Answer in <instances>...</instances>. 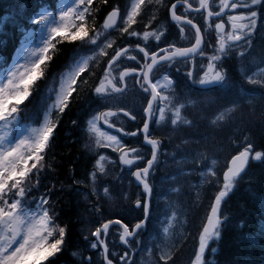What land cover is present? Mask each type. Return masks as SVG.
<instances>
[{"label":"snow or ice","instance_id":"snow-or-ice-1","mask_svg":"<svg viewBox=\"0 0 264 264\" xmlns=\"http://www.w3.org/2000/svg\"><path fill=\"white\" fill-rule=\"evenodd\" d=\"M29 20L46 30L41 46L29 48L24 63L0 80V264H55L69 250L70 227L58 207L66 193L81 197L88 214L89 228L80 232L86 247L72 253L80 264H178L192 234L177 239L176 226L187 224L186 209L203 201L199 192L190 204L170 202L166 191L157 198L155 177L168 161L182 164L181 152L191 157L190 166L178 168L168 187L186 194L180 177L187 182L195 175L212 191L190 258V264H212L207 254L217 252L212 245L229 222L224 204L251 163H264V150H256L234 119L253 106L257 90L264 99V0H63ZM68 45L49 83L52 62ZM235 64L241 65L236 77ZM180 79L232 94L218 96L206 110L204 133L169 151L173 140L166 142L161 128L198 127L185 114L197 101L182 102ZM129 97L136 102L129 104ZM76 105L80 116L72 124L91 167L83 178L72 167L61 179L57 133ZM209 140L232 148L222 165L208 154ZM114 195L127 204V215L107 207ZM137 210L140 215H132ZM154 210L164 226L150 235Z\"/></svg>","mask_w":264,"mask_h":264},{"label":"trees","instance_id":"trees-1","mask_svg":"<svg viewBox=\"0 0 264 264\" xmlns=\"http://www.w3.org/2000/svg\"><path fill=\"white\" fill-rule=\"evenodd\" d=\"M58 0H0V66L13 54L23 37V29L29 28V11L35 12L38 8L48 7L49 10L55 8ZM67 44V42H65ZM71 46L61 48V55L54 58L52 70L49 75L56 72L66 61L64 53L70 52ZM234 77L236 66H233ZM39 83V81H37ZM184 80L180 79L182 86ZM15 103V101H11ZM25 103V102H24ZM23 107V105H21ZM80 116V106H73L63 118L62 126L57 133L56 148L54 152L59 162L58 172L61 179L69 175V169L75 167L79 178H83L85 169H90L89 153L83 148L82 140L79 138V131L75 129L72 120ZM249 122L250 130H246L252 135L255 141L256 150H264V122ZM226 150V145H225ZM228 151L232 148L228 145ZM228 152V153H229ZM223 154V153H222ZM224 157V155H223ZM203 199L212 194L208 185H204ZM209 204V202H208ZM206 206V209L208 207ZM59 208L62 209L61 220L69 224L71 246L55 264H80L72 252L82 251L86 245L81 243L80 223L87 219V212L82 198L75 193H66L61 197ZM224 214L229 216V222L224 226L222 239L218 244H213L217 248L215 254L210 251L207 259L212 264H264V163L253 161L248 169V175L240 181L234 191L230 194L227 202L223 206ZM205 214V213H204ZM191 217L192 220L189 231L192 236L181 245L178 264H186L188 258L193 254L196 246V233L203 215ZM132 215L139 216L137 210ZM242 222H244L242 224ZM84 252V255H90Z\"/></svg>","mask_w":264,"mask_h":264},{"label":"rangeland","instance_id":"rangeland-1","mask_svg":"<svg viewBox=\"0 0 264 264\" xmlns=\"http://www.w3.org/2000/svg\"><path fill=\"white\" fill-rule=\"evenodd\" d=\"M63 0H58L56 3L55 7H58L60 5V3H62ZM67 2H70V0H67ZM23 8V6H22ZM40 10V8H38L35 12H33L32 10L29 11L31 12V14H26V17L29 16H33L36 12H38ZM24 34L23 37L21 38L18 47L16 48V50L13 51V54L6 60V63L0 66V80H4L6 78L7 75V71L6 70H10L12 67L15 66V64L17 62L19 63H24V58L26 55H28V50L29 48H33V47H39L41 46V41L43 39V35L44 32H46V30H41L38 26L32 25L30 23L29 20V28L28 29H23ZM31 33V36L29 39H25V35L27 33ZM259 51V49H258ZM236 74L238 76V69L241 68L240 64H236ZM55 72L51 73L49 75V83H51V76L54 74ZM182 75V74H181ZM190 82H186L184 80V85L177 86V93H183L185 97H187V99L182 100V102L184 103H188L191 100H195L197 101V104L195 106H192L191 104H189L188 110L185 113L189 119H193L197 122L198 127H193V128H184V129H180V130H176L173 131L170 127H166V128H161L159 134L164 136L166 138V142H167V138L171 137L173 140V144L169 147V151L172 150V148L176 145L179 144L181 142V139L185 138V137H196L199 136L200 134L204 133L206 131L205 127H204V123L203 120L205 118V116L208 114V112L206 110H211V108L214 106V100L215 98H217L218 96H222V95H231L232 94V90L225 88V89H214L212 91H202L199 89L198 85L195 86H189ZM41 87L43 88L44 85H41ZM247 88H253L254 86L251 85H246ZM255 96V102L253 104V106L251 107H245L243 112L241 113H237L235 116V124H238L241 128L244 129H249V122L251 121H255V123H259V121L264 122V99H261V92L259 90H257L254 93ZM136 102V98L135 97H129L128 98V103L132 104ZM28 103V101H25V104ZM30 107H32V105H30ZM260 122V123H261ZM85 147V144H83ZM225 145H226V150H225ZM207 152L210 156L215 155L219 161V165H222L224 163V159H223V155H227L228 154V143L227 142H219V141H212L209 140L207 141ZM223 153V154H222ZM177 160L183 161L182 164H176L172 161H168L166 164L162 165L159 170L156 173V177H155V184L157 186V198L159 197V193L161 191H166L169 193L170 197H171V201L170 202H175V203H191L192 199H194L196 197L197 192H199L200 197H201V185L199 182V178L196 177L195 175H193L192 178H190L189 180H187V182H185V179L183 176L180 177V185L181 187H183L186 190V194L185 193H181L179 196H176L175 194L171 193V188L168 187V185L171 183V175L173 173L176 172V170L180 167H183L185 170H187V168L190 166V160L191 157H185V154L183 152H181V154H179L177 156ZM110 167V165H109ZM133 191H136L135 189H133ZM203 201V205L200 207H192L190 211H188L186 209L187 212V216L189 217L190 214L192 213H196V216H198L199 214H204L205 213V209L207 206V202L208 199L205 198H201ZM122 203L119 199L118 196L114 195L113 198L111 200L108 201L107 207L109 208L110 211H116V212H124L125 215H127V212L125 211V209L128 207L126 203ZM155 204V201H154ZM161 204L162 207L167 210L168 208V203L164 202L163 200H161ZM159 215V213L154 210L153 211V218L151 223L148 225V234L150 235H155L154 233V229H161L164 225L162 223H158L157 221V216ZM192 216V215H191ZM88 217V216H87ZM164 217L161 215L160 216V220L163 221ZM194 222V219H193ZM190 227H192V224L190 223ZM89 228V224H88V220L85 219L80 223V230L83 231H87ZM189 230V218H188V223L184 224V225H177L176 226V230L174 232V236L178 239L179 236L182 233H185ZM195 250V249H194ZM193 250V252H194ZM75 251H80V250H75ZM74 252V251H73ZM72 252V253H73ZM192 252V253H193ZM88 256V255H86ZM77 260H80L79 256H75ZM192 257V255L190 256V258ZM190 258L186 261V264H190ZM145 259L147 260V257H145ZM80 262V261H79Z\"/></svg>","mask_w":264,"mask_h":264}]
</instances>
